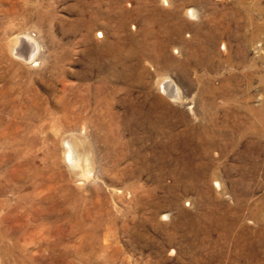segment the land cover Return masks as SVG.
<instances>
[{"label": "rangeland", "instance_id": "obj_1", "mask_svg": "<svg viewBox=\"0 0 264 264\" xmlns=\"http://www.w3.org/2000/svg\"><path fill=\"white\" fill-rule=\"evenodd\" d=\"M0 264H264V0H0Z\"/></svg>", "mask_w": 264, "mask_h": 264}, {"label": "bare ground", "instance_id": "obj_2", "mask_svg": "<svg viewBox=\"0 0 264 264\" xmlns=\"http://www.w3.org/2000/svg\"><path fill=\"white\" fill-rule=\"evenodd\" d=\"M195 15V13L193 14V16ZM250 19V18H249ZM100 34V33H99ZM99 38H101V36L99 37ZM30 41V40H29ZM20 45V44H19ZM35 45V44H34ZM21 47V46H20ZM22 49H20V51H21ZM31 50V49H30ZM16 51H17V49H16ZM36 51V50H35ZM18 52V51H17ZM16 52V53H17ZM24 53V52H23ZM30 58V57H29ZM28 59V58H27ZM30 60H32V59H30ZM29 60V61H30ZM28 62V61H27ZM163 82H164V80H163ZM162 82V83H163ZM160 84V83H159ZM164 91L167 93V94H169V96H173V97H176V90H177V88H175L174 87V85L173 84H170V83H165V85H164ZM73 141V140H72ZM73 151H72V149L71 148H69L68 150H67V158L69 159V160H71L72 162H73V159H74V155H73V153H72ZM77 154V153H76ZM79 159V158H78ZM77 159V160H78ZM80 160V159H79ZM78 162V161H77ZM70 165V164H69ZM71 166V165H70ZM73 166H76L75 165V162H73ZM75 169V168H74ZM76 171V170H75ZM78 171V170H77ZM76 171V172H77ZM85 174H86V172H85ZM81 176V175H80ZM216 179V178H215ZM220 186V185H219ZM220 191V190H219ZM221 192V191H220ZM223 193V192H222Z\"/></svg>", "mask_w": 264, "mask_h": 264}]
</instances>
